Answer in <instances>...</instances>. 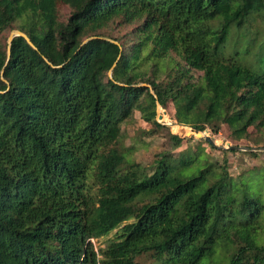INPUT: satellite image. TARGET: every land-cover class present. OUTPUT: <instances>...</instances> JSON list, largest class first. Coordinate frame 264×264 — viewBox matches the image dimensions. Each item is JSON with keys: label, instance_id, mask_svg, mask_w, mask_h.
Here are the masks:
<instances>
[{"label": "trees", "instance_id": "trees-1", "mask_svg": "<svg viewBox=\"0 0 264 264\" xmlns=\"http://www.w3.org/2000/svg\"><path fill=\"white\" fill-rule=\"evenodd\" d=\"M254 18L264 0H0V264H264V167L236 175L229 157L264 154L250 131L264 128V72L221 55ZM15 29L35 47L15 36L8 59ZM152 90L175 132L227 129L258 149L202 138L222 155L130 159L136 111L143 134L190 141L157 120Z\"/></svg>", "mask_w": 264, "mask_h": 264}, {"label": "rangeland", "instance_id": "rangeland-1", "mask_svg": "<svg viewBox=\"0 0 264 264\" xmlns=\"http://www.w3.org/2000/svg\"><path fill=\"white\" fill-rule=\"evenodd\" d=\"M256 13V12H255ZM254 15V14H253ZM236 24L232 25L230 33L228 35V39L226 44L221 50V55L224 57H240L244 63H246L249 67H251L254 71L263 73L264 72V22L254 18L251 20L249 25L243 26L242 29H235L234 35L232 36L234 28H237ZM175 108L172 102L169 103L167 108H161L160 113H166L170 119L174 117ZM158 118V115L157 117ZM162 119L163 123L176 122L173 119ZM150 124L143 121L141 118V113L139 111L135 112L134 119L125 125V131L127 133V137L125 140L126 146H130L132 142L134 143L136 149L133 154L130 156V159L141 162L142 164L149 165L153 160L154 156L163 150H170L174 154L179 155L182 151L187 149H196L198 145L203 146L205 151L208 153L222 155V152L218 149H211L206 143L203 145L202 138L199 137L195 130H193L190 126L191 134L188 136L187 133H182L183 136H187L190 138V141H185L179 147H172L168 144L166 139V135L168 130H161V132L155 136H149L142 133L141 129L149 128ZM173 133L175 132L171 126H168ZM206 134H210L212 137V133L210 129ZM251 132L260 135L263 133L264 128L257 129L251 128ZM135 133L140 136L139 139H135ZM217 144L228 146V145H238V146H253V143L249 140H233L230 137V131L225 130V133H220L216 135ZM202 144V145H201ZM255 150H257L256 146H253ZM264 148V147H263ZM244 151V150H243ZM230 162H231V171L238 175L241 170L242 165L245 168L249 169L250 166L258 165L261 168L264 167V154L260 155L259 158L254 160L252 157L242 154L241 152L234 154H229ZM243 166V167H244ZM257 227L260 231L259 242L264 243V216L257 223ZM116 232V231H115ZM112 233L109 236L94 239L93 242L97 247L104 246L106 240L113 238L116 234ZM216 264H225L223 257H217ZM137 261L139 264H162V261L151 257L149 255H141L137 257ZM209 262L212 264L210 259H204V263Z\"/></svg>", "mask_w": 264, "mask_h": 264}, {"label": "water", "instance_id": "water-1", "mask_svg": "<svg viewBox=\"0 0 264 264\" xmlns=\"http://www.w3.org/2000/svg\"><path fill=\"white\" fill-rule=\"evenodd\" d=\"M15 36H23L24 38H26V40L32 45V46H34L35 47V45H34V43L31 41V39L29 38V36L26 34V33H24L23 31H21V30H18V29H15V30H12L11 31V33H10V35H9V38H8V55H9V57H8V59H10V57H11V44H12V42H13V39H14V37ZM91 38H93V37H90V38H88V39H86L84 42H87L89 39H91ZM114 41V40H113ZM2 74H4V70L2 71ZM109 74L111 75L112 74V70H110V72H109ZM144 85H146V84H144ZM150 86V85H149ZM152 92L154 93V91L152 90ZM153 98H154V101L157 103V115H158V118H157V120L160 122V123H163V114L162 113H160V109L162 108V105H161V103L159 102V100H158V97H157V95L154 93V95H153ZM164 124H166L167 126H171L172 124H180V123H178V122H170V123H164ZM184 125V124H183ZM186 126H188V125H186ZM193 130H195V132H196V134L199 136V137H201V138H204L207 142H209L213 147H215V148H218V149H228V148H231V149H236V150H248L249 149V147H245V146H238V145H228V146H223V145H219V144H217L213 139H212V137H211V135L210 134H206V132H209V130L208 129H206V130H199V129H197L196 127H192V126H190ZM191 133H187V135L189 136ZM180 135L181 136H183V134L182 133H180ZM256 149H258V148H256Z\"/></svg>", "mask_w": 264, "mask_h": 264}, {"label": "bare ground", "instance_id": "bare-ground-1", "mask_svg": "<svg viewBox=\"0 0 264 264\" xmlns=\"http://www.w3.org/2000/svg\"><path fill=\"white\" fill-rule=\"evenodd\" d=\"M171 126L177 127V126H183L182 124H172Z\"/></svg>", "mask_w": 264, "mask_h": 264}]
</instances>
